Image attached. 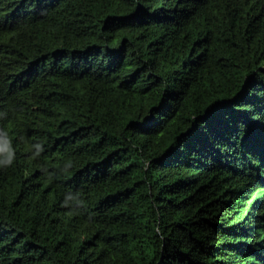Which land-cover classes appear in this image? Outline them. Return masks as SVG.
<instances>
[{"label": "trees", "instance_id": "16d2710c", "mask_svg": "<svg viewBox=\"0 0 264 264\" xmlns=\"http://www.w3.org/2000/svg\"><path fill=\"white\" fill-rule=\"evenodd\" d=\"M0 264H264V0H0Z\"/></svg>", "mask_w": 264, "mask_h": 264}, {"label": "clouds", "instance_id": "9594fccd", "mask_svg": "<svg viewBox=\"0 0 264 264\" xmlns=\"http://www.w3.org/2000/svg\"><path fill=\"white\" fill-rule=\"evenodd\" d=\"M8 154V162L11 163L13 156L10 150V142L0 143V156Z\"/></svg>", "mask_w": 264, "mask_h": 264}]
</instances>
